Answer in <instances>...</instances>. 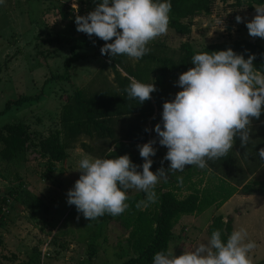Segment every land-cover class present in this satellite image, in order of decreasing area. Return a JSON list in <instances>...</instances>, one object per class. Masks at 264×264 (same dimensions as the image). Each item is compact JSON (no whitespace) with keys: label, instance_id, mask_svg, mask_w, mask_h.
<instances>
[{"label":"rangeland","instance_id":"1","mask_svg":"<svg viewBox=\"0 0 264 264\" xmlns=\"http://www.w3.org/2000/svg\"><path fill=\"white\" fill-rule=\"evenodd\" d=\"M248 2L213 0L208 14L191 18L189 34L180 35L169 28L167 35L151 43L177 49L181 43L188 42L192 49L199 50L210 43L249 39L264 46V38L251 37L246 27L256 14L255 5L252 11L247 10ZM74 3L84 14L85 0H5L0 5V110L8 99L19 95L38 96L0 115V135L3 125L18 122L28 126L30 135L27 148L15 159L0 160V205L3 199H10L0 225V264H119L132 256L126 244L127 232L115 221L116 216L106 214L86 220L74 205L67 203V192L80 177L78 161L84 155L98 157L96 152L84 149L82 143L91 147L98 144L82 136L67 150L66 160L55 163L53 172H48L46 158L38 153V141L60 129L64 97L71 95L74 87L96 89L112 80L108 69L98 74L102 61L93 56L92 46L77 50L84 58L72 65L70 83L49 79L50 75L63 72V61L70 56V47L88 40L85 33L76 30V16L68 12ZM237 16L244 18V22L237 23ZM142 144L145 143L131 148L134 154H139L137 146ZM154 148L156 152L166 150L158 141ZM161 166L154 162L151 170L155 173ZM261 177L264 180V172ZM168 180L172 182L173 177L169 175ZM138 192L141 191L129 190L128 195ZM25 193L38 198L41 204L36 205ZM186 193L180 189L176 195L181 198ZM243 206L237 208L241 216L236 218L226 208L219 211L210 208L199 215L182 216L173 227L168 248L179 256L185 249L193 250L199 243H206L207 227L220 214L231 218L232 229L247 230L248 239L258 245L250 254L253 264H264V204L260 201ZM92 249L96 250L94 257L90 254Z\"/></svg>","mask_w":264,"mask_h":264},{"label":"clouds","instance_id":"2","mask_svg":"<svg viewBox=\"0 0 264 264\" xmlns=\"http://www.w3.org/2000/svg\"><path fill=\"white\" fill-rule=\"evenodd\" d=\"M4 3L0 0V5ZM254 7L256 14L246 27L251 37L264 38V4ZM171 8V0H100L93 11L75 17L76 30L103 40L102 55L140 60L150 53L151 42L167 35ZM236 21L242 23L244 18L237 16ZM255 60V55L245 59L231 48L194 54V67L176 82L182 90L163 104L162 124L154 129L157 139L137 146L144 163L134 164L127 154L115 158L84 155L78 161L80 177L67 192L68 205H74L86 220L106 214L115 217L129 208V190H137L145 199L136 207H147L156 202L155 188L161 180L167 182L169 174L182 173L186 166L209 167L208 161L219 160L233 149L236 137L246 148L252 141L253 120L264 112V70H257ZM128 80L129 100L142 104L157 91L154 83L132 76ZM157 141L167 153L154 173ZM258 155L264 160V148ZM165 161L170 162L167 169ZM176 179L183 183V176ZM223 222L227 223V217ZM257 247L243 227L233 229L226 239L217 229L206 243L185 249L179 256L171 247L156 252L152 264H253L250 254Z\"/></svg>","mask_w":264,"mask_h":264},{"label":"trees","instance_id":"3","mask_svg":"<svg viewBox=\"0 0 264 264\" xmlns=\"http://www.w3.org/2000/svg\"><path fill=\"white\" fill-rule=\"evenodd\" d=\"M213 0H171L169 28L180 35L190 32V20L199 14H208ZM100 0H85L86 11L79 15L93 11ZM239 4V1L236 2ZM264 4V0H249L246 8L253 10L254 5ZM66 6V5H65ZM67 7V6H66ZM71 14V11H68ZM74 17V16H72ZM75 18V17H74ZM187 20V22H183ZM70 47V56L63 61V72L50 75V80L66 81L70 83V69L78 60L84 58L77 50L92 46L94 57L102 61L98 74L106 69L112 74L111 83L96 89H82L74 87L73 93L64 97V104L59 116L60 129L49 133L38 141V153L46 158L48 172H53L56 162H63L67 158V150L84 136L94 140L98 145L91 147L82 143V147L89 153H95L99 158H115L129 155L136 165H142L144 160L139 154H134L131 148L137 143H146L157 137L156 124H162L163 104L175 98V94L181 91L176 82L179 75L194 67L191 58L199 52L220 51L231 48L237 54H242L247 59L255 55L254 66L257 70H264V46L254 40L239 39L235 41L210 43L202 49L194 50L188 42H183L177 49H171L165 45L151 43L148 47L150 53L140 60L131 59L126 55L112 58L110 55H102L101 47L105 42L95 35ZM114 42V41H109ZM137 78L142 83H154L157 91L151 94V99L139 103L129 100L125 91L130 81L128 77ZM48 80V79H47ZM72 85V84H71ZM37 97L19 95L14 99H8L0 110V115L5 114L12 107L21 106L35 100ZM3 133L0 135V160L10 162L15 159L30 143L28 126L24 123H9L3 125ZM148 129V131H146ZM167 148L163 152H156L154 162L163 160ZM167 165L170 163L165 161ZM142 171V168L141 170ZM223 195L218 196L220 204L215 205L218 209L232 194L229 189L219 188ZM264 191V186L260 187ZM156 202L147 207L137 208L139 201L145 199L143 192L129 195V208L121 215L116 216L115 221L127 232L126 244L132 256L119 264H152L156 252L167 250L172 238L173 227L179 219L185 215H197L206 211L215 201V197L208 192L193 189L186 196L179 198L168 182H163L155 188ZM25 196L36 205L41 201L29 193ZM3 199L0 205V225L4 213L2 206L9 207ZM29 208L26 201H22ZM101 218V217H100ZM223 216L218 214L211 219L207 227L210 238L213 231L222 230V238L226 239L231 233V219L227 218L224 223ZM91 257L96 250L92 249Z\"/></svg>","mask_w":264,"mask_h":264},{"label":"crops","instance_id":"4","mask_svg":"<svg viewBox=\"0 0 264 264\" xmlns=\"http://www.w3.org/2000/svg\"><path fill=\"white\" fill-rule=\"evenodd\" d=\"M251 135L252 141L246 148L240 146L241 141L239 137H236L233 149L219 160L208 161L209 167L205 169H200L199 171L198 167L186 166L185 171L181 174L179 173V175L169 174L173 177V183L169 180L167 181L170 188L174 189L175 193L180 189H184L187 192L186 195L193 189L208 192L211 196H216L210 208L220 204L218 196L223 195V191L219 188L230 189L232 191L231 196L217 210L230 209L232 210L230 214H233L234 218L241 216L240 209L237 211L239 206L250 205L255 202L259 203L260 201L263 205L264 191L259 189L264 186V184L260 185L261 182H264L261 179L264 172V160L259 157L258 153L261 148H264V112H262L259 120H253ZM246 152L247 154L245 155ZM169 164H163L165 169L169 167ZM177 176H183L182 184L177 182ZM257 185L259 188H257ZM252 199L258 201L252 202ZM1 240L2 243L5 242V239L1 238ZM4 244L6 245V243Z\"/></svg>","mask_w":264,"mask_h":264},{"label":"built area","instance_id":"5","mask_svg":"<svg viewBox=\"0 0 264 264\" xmlns=\"http://www.w3.org/2000/svg\"><path fill=\"white\" fill-rule=\"evenodd\" d=\"M75 2V1H74ZM72 7H69V10L71 11L72 15L77 16L79 15V10L78 7L73 8V4L71 5ZM9 204V200L6 201ZM1 212L6 213L7 212V206H2L1 207Z\"/></svg>","mask_w":264,"mask_h":264},{"label":"water","instance_id":"6","mask_svg":"<svg viewBox=\"0 0 264 264\" xmlns=\"http://www.w3.org/2000/svg\"><path fill=\"white\" fill-rule=\"evenodd\" d=\"M250 42H254V40H250Z\"/></svg>","mask_w":264,"mask_h":264}]
</instances>
